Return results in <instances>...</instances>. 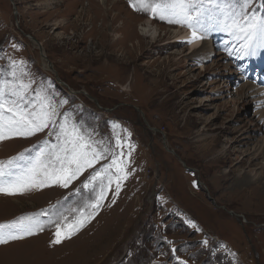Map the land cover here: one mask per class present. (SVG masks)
Instances as JSON below:
<instances>
[{"label": "rangeland", "instance_id": "obj_1", "mask_svg": "<svg viewBox=\"0 0 264 264\" xmlns=\"http://www.w3.org/2000/svg\"><path fill=\"white\" fill-rule=\"evenodd\" d=\"M253 7L264 11L259 0ZM149 17L129 0H0V79L13 60L24 61L17 75L29 72L33 88L67 99L62 111L74 112L96 139H111L115 129L134 146L130 157H120L131 161L127 179L116 181L120 190L114 182L93 214L85 210L79 232L52 244L55 229L45 228L0 244V264H264V150L255 156L241 140L264 138V124L241 89L251 79L239 69L248 74L255 66L230 55L186 59L190 43L174 42L171 30L189 28L152 18L160 29L153 41L139 32ZM223 35L232 44L223 31L204 42L219 47ZM246 58L264 66V50ZM47 132L0 143V160ZM91 171L67 189L0 194V223L58 201L78 208L70 193ZM71 221L69 215L65 223Z\"/></svg>", "mask_w": 264, "mask_h": 264}, {"label": "snow or ice", "instance_id": "obj_2", "mask_svg": "<svg viewBox=\"0 0 264 264\" xmlns=\"http://www.w3.org/2000/svg\"><path fill=\"white\" fill-rule=\"evenodd\" d=\"M255 3L256 0H129L136 11L191 29L189 43L203 39L210 32L228 33L232 38L228 54L240 59L264 50V11L253 7ZM259 7L264 9V0H259ZM17 63L25 66L24 61L13 60L11 71L0 79V143L31 138L46 129L48 132L44 140L31 148L0 160V194L24 195L52 186L67 189L86 170L92 171L81 187L70 193L77 197L78 208L58 201L40 213L0 223V244L32 236L45 228L55 229L50 243L60 244L80 231L87 220L85 210H91L90 215L93 214L114 182L116 191L120 190L121 184L116 181L127 179L131 163L120 157H130L134 146L127 140L122 141L115 129L111 139H96L95 130L77 120L74 112L62 111L69 103L67 99H58V94L43 86L33 88L35 81L31 73L21 71L17 75ZM120 131L126 130L121 128ZM127 136L130 137L131 133ZM101 160L106 163L94 167ZM69 215L72 221L65 223ZM41 216L46 219L41 220ZM202 243L208 245L209 241ZM176 259L180 260V257ZM181 264L188 262L181 261Z\"/></svg>", "mask_w": 264, "mask_h": 264}, {"label": "bare ground", "instance_id": "obj_3", "mask_svg": "<svg viewBox=\"0 0 264 264\" xmlns=\"http://www.w3.org/2000/svg\"><path fill=\"white\" fill-rule=\"evenodd\" d=\"M100 1L104 3L107 0H100ZM139 32L143 36V38L147 37L153 41H157L160 36V29L158 28V26L156 25L154 26V23L151 17H149L144 22V24H142ZM171 33L174 35L173 38L176 37L174 42H183V41L189 42L190 40H192V30L190 29H183V28L172 29ZM116 36H118V34H116ZM204 40H205V36L203 39L194 40L193 42L190 43L191 51L189 54L185 56L186 59H191V60L197 59V60L204 62V61L210 60L212 55L214 54L218 56L220 55L222 56L219 58V61L220 59H226V60L228 59V55H229L228 50H231L232 44H229L226 40H224L221 44H219V47L214 48L212 44H215V42H212V41L204 42ZM44 64H45V61H44ZM121 88L123 91H128L130 86L122 84ZM241 89H242V96L245 98H248L252 104L253 116L256 117L258 121H261L264 124V87H262L261 85L257 83H254L252 80H245L241 86ZM246 138H250V137L243 136L241 140L244 139L243 144L247 145V150L249 152L253 151L255 156L263 152L264 138L256 139L255 137H251L252 138L251 141H248V139L245 140ZM250 173H251L253 180L257 179V177L259 176L258 172L255 170H250Z\"/></svg>", "mask_w": 264, "mask_h": 264}, {"label": "water", "instance_id": "obj_4", "mask_svg": "<svg viewBox=\"0 0 264 264\" xmlns=\"http://www.w3.org/2000/svg\"><path fill=\"white\" fill-rule=\"evenodd\" d=\"M187 168H189L188 166H186ZM195 169V168H194ZM196 170V169H195Z\"/></svg>", "mask_w": 264, "mask_h": 264}]
</instances>
